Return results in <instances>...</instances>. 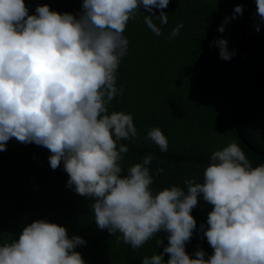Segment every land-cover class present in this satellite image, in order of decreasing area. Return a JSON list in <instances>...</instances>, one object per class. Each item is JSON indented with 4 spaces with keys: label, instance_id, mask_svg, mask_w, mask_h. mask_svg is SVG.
<instances>
[{
    "label": "clouds",
    "instance_id": "9594fccd",
    "mask_svg": "<svg viewBox=\"0 0 264 264\" xmlns=\"http://www.w3.org/2000/svg\"><path fill=\"white\" fill-rule=\"evenodd\" d=\"M169 2L83 0L82 11L73 15L47 4L29 14L24 0H0V151L12 138L47 148L50 167L63 162L67 186L92 198L97 227L119 233L118 244L123 240L138 249L167 232L163 252L145 256L141 264H264V164L253 167L236 142L214 151L203 182L186 180V191L173 185L153 192L152 155L122 174L128 147L119 141L135 140L137 129L131 114L109 113L108 105L123 90L116 81L128 52L124 32L143 7L149 13L144 23L160 36L153 17L166 25L163 9ZM255 3L264 21V0ZM153 9L161 10L158 16ZM242 11L235 6L234 13ZM182 27L177 24L170 38ZM216 43L220 58L231 59L227 41ZM146 138L161 152L168 150L159 127L149 129ZM201 196L212 206L208 227L201 225L213 249L207 259L202 249L194 258L185 250L196 228L191 212ZM84 244L80 236L69 237L64 226L38 219L0 246V264H86L75 250Z\"/></svg>",
    "mask_w": 264,
    "mask_h": 264
},
{
    "label": "trees",
    "instance_id": "16d2710c",
    "mask_svg": "<svg viewBox=\"0 0 264 264\" xmlns=\"http://www.w3.org/2000/svg\"><path fill=\"white\" fill-rule=\"evenodd\" d=\"M238 1L170 0L163 9L168 23L161 26L153 17L161 27L160 36L144 23L149 13L143 7L127 24L128 52L120 61L116 81L123 90L110 102L108 111L132 115L137 137L119 141L128 147L121 161L122 174L152 155L148 167L153 192L173 185L186 191L185 181L192 178L203 182L211 154L231 142L241 147L253 167L264 164V157L246 147L235 127L237 122L245 139L264 150V21L257 14L255 0H243L241 19L247 47L234 13ZM24 2L29 14H35L37 5L47 4L51 10L79 15L83 0ZM160 11L153 9L157 16ZM180 23L179 35L170 38ZM221 26L223 32L218 30ZM220 39L227 41L232 53L229 60L220 58L216 43ZM153 127L167 137L166 152L146 138ZM46 149L12 138L6 150L0 151V246L18 239L34 220L44 219L64 226L69 237L83 238L85 244L75 250L86 264H141L145 256L163 252L168 244V233L163 230L138 249L123 240L118 244L119 233L100 230L91 208L94 201L67 186L63 162L53 170ZM160 168L163 172L157 174ZM198 200L191 212L196 228L185 250L194 258L196 250L202 249L207 259L213 249L203 231L212 206L202 196ZM158 240L162 243L157 244ZM168 259L165 253V262Z\"/></svg>",
    "mask_w": 264,
    "mask_h": 264
},
{
    "label": "water",
    "instance_id": "95a60500",
    "mask_svg": "<svg viewBox=\"0 0 264 264\" xmlns=\"http://www.w3.org/2000/svg\"><path fill=\"white\" fill-rule=\"evenodd\" d=\"M242 3H243V0H239V1H238V5H241V6H242ZM237 17H238V27H239V31H240V33H241V35H242V37H243V39H244V41H245V43H246V37H245V35H244L243 27H242L241 14H238ZM246 46L248 47L247 43H246ZM248 50H249V49H248ZM249 52H250V51H249ZM250 54H251V52H250ZM258 81H260V78H259V77H258ZM253 100H254V99H253ZM251 103H252V102H251ZM251 103H249V104L246 106V108H248V107L251 105ZM246 108H245V109H246ZM235 127H236L237 134H238L240 140L246 145V147H247L248 149H250L251 151L255 152L256 154H258V155L264 157V150L257 149L256 147H254L253 145H251V144L245 139V137L242 135V133L240 132V130H239L238 127H237V122L235 123Z\"/></svg>",
    "mask_w": 264,
    "mask_h": 264
},
{
    "label": "rangeland",
    "instance_id": "374dc122",
    "mask_svg": "<svg viewBox=\"0 0 264 264\" xmlns=\"http://www.w3.org/2000/svg\"><path fill=\"white\" fill-rule=\"evenodd\" d=\"M46 153H50V151L48 150V149H46V151H45Z\"/></svg>",
    "mask_w": 264,
    "mask_h": 264
}]
</instances>
